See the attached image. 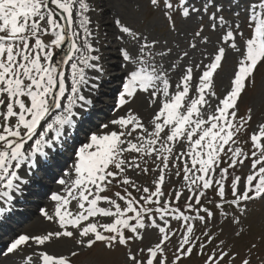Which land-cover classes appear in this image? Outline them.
Here are the masks:
<instances>
[{
    "label": "snow or ice",
    "instance_id": "1",
    "mask_svg": "<svg viewBox=\"0 0 264 264\" xmlns=\"http://www.w3.org/2000/svg\"><path fill=\"white\" fill-rule=\"evenodd\" d=\"M148 3L186 45L173 47L114 19L123 61L134 66L118 106L125 108L138 92L145 93L149 115L127 108L91 133L65 174L74 178L59 179L64 188L51 196L53 211L42 210L57 227L19 234L6 254L20 255L28 264H76L84 249L100 247L94 264H112L103 254L116 250H123L122 264H183L194 253L202 264L235 260L223 240L208 250L217 239L209 226L217 213L239 223L237 212L264 200V121L249 132L253 108L242 114L240 109L264 68V0ZM93 12V0H0V183L5 189L0 197L8 203L12 191L29 183L25 176L58 166L65 131L75 126V109L92 104L83 92L98 87L90 84L89 70L96 79L104 71L94 46ZM177 17L195 19L197 27L180 33ZM205 17L209 32L220 33L216 40L205 33ZM245 22L253 30L250 38ZM149 174L150 184L137 182ZM173 177L180 186L166 191ZM5 211L10 208L0 207V214ZM173 222L180 227L173 229ZM153 230L156 241L143 246ZM61 240L73 247L50 254L49 247ZM241 264L251 262L244 258Z\"/></svg>",
    "mask_w": 264,
    "mask_h": 264
},
{
    "label": "rangeland",
    "instance_id": "2",
    "mask_svg": "<svg viewBox=\"0 0 264 264\" xmlns=\"http://www.w3.org/2000/svg\"><path fill=\"white\" fill-rule=\"evenodd\" d=\"M250 3H259V0H248ZM105 3H107V9L110 10L111 16L109 15V19H107L104 23L105 28L101 25L103 24V18L104 13L106 9L104 8ZM94 8V17L96 19V24H94L93 27H95L94 35L96 37L94 41L95 47H98L100 49V55L103 56L104 48H105V32L106 26L111 27L114 26L113 21L114 19H121L126 23H129L133 25L135 28H139L142 31L148 32L152 35L159 36L162 40H168L169 43L176 47L177 44H180L181 47L186 46L183 43V37L178 38L175 33H170L168 31L167 22L163 19L162 14L158 12H154L149 3L148 0H97V3L93 5ZM227 15V14H226ZM247 14H245L246 16ZM177 29L180 33H187L191 29H194L197 27V21L195 19L193 20H181L179 17H177ZM204 24V30L206 34H209L213 40H216L217 37L220 35L219 32L217 33H210L208 28V20L207 17L203 20ZM113 28L116 29L114 26ZM114 34L116 36L117 31ZM244 33L245 37L250 38L253 34V30L247 26V22L244 24ZM116 40V38H115ZM117 42V40H116ZM119 42V41H118ZM121 44V42H119ZM122 45V44H121ZM123 46V45H122ZM62 52V49L61 51ZM118 54V55H114ZM118 59L123 58L121 56V53H117L116 51L113 52V55L108 59L107 62L100 61L99 63L102 65L103 69L106 65H116ZM124 62V61H123ZM235 63V58H230L229 61V67ZM133 65H127L125 62L123 66H116L113 68V71L111 72V76L113 75H121L124 72H128L131 68H133ZM150 71L151 69H146ZM100 76L103 78H107L108 74H100ZM222 76L224 77L223 83L226 85L228 83L227 80V70L225 73H222ZM125 81V79H124ZM123 81V82H124ZM115 84L114 82L111 84H106L107 87L103 88L108 94H101L99 105L104 106V109L101 114L98 115L97 119L95 120L96 126H94L91 130H85L86 134H83L80 132L79 136L83 138V143L88 140V137L91 133L96 132L99 133L102 128L101 126L103 124L108 123L110 120L117 118L120 115H123L125 110L127 108H132L135 111L139 112L141 116H148V113L141 112L142 108V102L146 101L147 94L138 92L137 97L134 99V101L126 105L125 108H119L117 100L120 91L118 92L116 97H113L111 95L112 89H109V86H113ZM219 92V88H218ZM115 99V103L113 104V107L110 108L108 111V104L111 102V100ZM105 102V103H104ZM108 102V103H107ZM247 107L253 108V120L251 121V128L249 129V132L255 130L261 121H264V68H260L256 73V86L255 88H250L248 92L243 96L240 109L241 114L244 112V110ZM119 109V110H118ZM59 111V110H57ZM90 125H87L86 128H88ZM107 131V130H104ZM29 143H32L31 141ZM82 143V144H83ZM248 147V146H245ZM75 146H74V139L70 138L69 140L65 141L63 143V147L60 148L62 150V156L64 158L70 159V156L73 153ZM60 158V156H58ZM62 159V158H60ZM65 160V159H63ZM66 163V162H65ZM64 163V164H65ZM73 164V160L65 166L66 168L61 172L59 179H70L74 178L73 176L66 175L68 172H66L68 169H71ZM244 171H248V165L246 164ZM153 179V175L149 174L147 177H141L138 179V183L141 181H147L149 184L151 183V180ZM39 182L43 183H49V180H43L40 178L38 180ZM58 187L55 188V190L52 191V193L56 192H63L64 186L59 185V183L56 184ZM180 186V180L176 177L172 178L171 184H166V191H170L172 188H178ZM2 186H0L1 189ZM210 198H213L210 193ZM6 198H3V201ZM26 199H29L27 197ZM47 200H51V197ZM182 202V201H181ZM55 202L51 201L50 206L52 207L50 213L53 211V205ZM211 207V205H209ZM44 209V207H43ZM42 209V210H43ZM49 211V209L46 207ZM74 209V205H71L69 207V210ZM41 210V212H42ZM215 210V209H213ZM39 212L38 214H35V219L40 218V215L42 214ZM236 215L239 218V223H236L233 221L232 217L229 216L228 218L222 217L217 213L216 218L212 221V223L209 226L210 231L215 234L217 239H215L212 244L208 245V250H211L215 245L219 244L220 240H223L225 244L223 245L224 250L228 251L230 254H233L236 256L235 260L232 262V264H241V260L244 258H248L251 262V264H264V200H257L254 202H251L247 205V212L244 214H241L239 212L236 213ZM45 223V225L40 224L37 225L34 222L30 223V225H25V227L21 228V234H37L44 232L46 230H51L52 226L55 225L43 217L41 219ZM173 229H176L180 227L176 222H173L172 224ZM222 230V231H221ZM203 231L202 228L198 229L197 234L199 235V232ZM179 235V234H178ZM157 239L155 231L149 232L144 240L143 246H148L149 244L155 242ZM203 239V238H202ZM67 244V250L64 252H68L70 248L73 247L71 241H64ZM176 238H173L172 243L175 244ZM255 245V247H253ZM101 248L97 247L94 250H88L84 249L77 259L76 264H94V262L100 257L101 254ZM60 254V253H57ZM12 257V260L14 259V262L8 261L9 264H28L27 260H21L20 255H10ZM104 258L107 260H110L112 264H122L123 262V250H116L114 252L110 253H104ZM171 258V257H170ZM227 259V258H226ZM183 264H202V258L198 256L197 254H193L192 258L190 260L186 259L183 261Z\"/></svg>",
    "mask_w": 264,
    "mask_h": 264
},
{
    "label": "bare ground",
    "instance_id": "3",
    "mask_svg": "<svg viewBox=\"0 0 264 264\" xmlns=\"http://www.w3.org/2000/svg\"><path fill=\"white\" fill-rule=\"evenodd\" d=\"M97 3V0H93V5H95ZM104 8L106 9V11H105V13H104V17H102L103 18V24L101 25V27L103 26L104 28H105V25H104V23H105V21L107 20V19H109L108 17H109V15L111 16V12H110V10L109 9H107V3H105V5H104ZM94 12L93 13H91V15H92V19H93V22H94V24H96V19H95V17H94ZM94 26V25H93ZM114 26H112L111 25V27L110 26H108V24H107V26H106V30H105V32H107L106 34H105V48H104V53H103V56H102V59L100 60V61H102V62H107L108 61V59L111 57V55H113V52H119V54H120V51H119V49L122 47V45L117 41L116 42V40H115V31H117V30H115V28H113ZM95 46V45H94ZM114 55H118V54H114ZM99 61V62H100ZM123 64H124V62L122 61V59H118V61H117V63H116V65H113V64H110V65H106L105 66V68H104V71H105V73L107 74V73H109V74H111V72L113 71V68H115L116 66H123ZM127 75H128V72H124L123 71V73L121 74V75H116V78H115V82H119V81H121V80H124L126 77H127ZM89 77H90V81L93 79V78H96V74H95V72H93L92 70H89ZM112 77H115V75H113ZM112 77H111V75H110V78H102V77H100L99 76V78L102 80V81H104L105 83H110L111 81H112ZM116 88H118V86L116 87ZM87 88H85L84 90H86ZM146 98H147V96H146ZM115 101V100H114ZM114 101H112V103L109 105V107H108V111H110L109 109L110 108H112L113 107V104L115 103ZM141 112H143V113H148L149 112V108H148V105H147V99H146V101L145 102H142V108H141V110H140ZM93 126H96L94 123L93 124H91V127H93ZM78 131V130H77ZM77 133V132H76ZM66 137V136H65ZM26 167V166H25ZM69 170L70 169H68L66 172H68L69 173ZM22 172L24 173V168H22ZM67 173V174H68ZM66 174V173H65ZM66 176V175H65ZM34 182H36V180L35 179H29V183L27 184V185H24V184H22L23 185V190L22 191H25V193H28L29 194V192L31 191V189H29L30 188V186H31V184L32 183H34ZM23 195H24V193H23ZM44 199H45V197H44ZM19 202H21V201H19ZM44 202V201H43ZM50 203H51V201H49L48 200V202L45 204V206H44V208H48L49 209V212L51 211V209H52V207L50 206ZM71 206V205H70ZM69 206V207H70ZM71 210H74V209H71ZM9 218H11V215L9 214V216H8ZM18 217H20L19 215H18ZM44 216L41 214L40 215V218H37V219H35V220H33L34 218H35V214L34 213H31V214H29L27 217H26V219L23 221V224H22V226H25L26 224H29L30 225V223H32V222H34L35 224H37V223H40V224H43V225H45V223L43 222V221H41V219L43 218ZM12 220H14V218H11ZM46 220V219H45ZM40 224H37V225H40ZM52 226V228H51V230L52 229H54V228H56L57 227V225L55 226V225H51ZM1 227H3L4 228V226H3V224H2V222H0V228ZM68 248H67V244L63 241V240H61V241H59V242H56V243H54L53 245H51L50 247H49V252H50V254H57V253H60V254H62V253H66V252H64V251H66ZM1 254H3V251H0V256H1ZM12 260V257L11 256H9V255H7V256H5L4 258H3V256H1L0 257V264H9V263H7L8 261H11ZM12 262H14V259L12 260Z\"/></svg>",
    "mask_w": 264,
    "mask_h": 264
}]
</instances>
